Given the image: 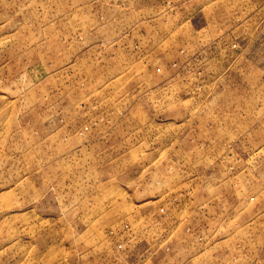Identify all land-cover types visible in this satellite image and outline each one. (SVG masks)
Masks as SVG:
<instances>
[{"label": "rangeland", "instance_id": "obj_1", "mask_svg": "<svg viewBox=\"0 0 264 264\" xmlns=\"http://www.w3.org/2000/svg\"><path fill=\"white\" fill-rule=\"evenodd\" d=\"M0 264H264V0H0Z\"/></svg>", "mask_w": 264, "mask_h": 264}, {"label": "built area", "instance_id": "obj_2", "mask_svg": "<svg viewBox=\"0 0 264 264\" xmlns=\"http://www.w3.org/2000/svg\"><path fill=\"white\" fill-rule=\"evenodd\" d=\"M120 248H122V247L120 246Z\"/></svg>", "mask_w": 264, "mask_h": 264}]
</instances>
